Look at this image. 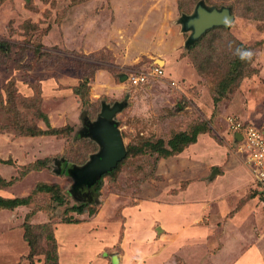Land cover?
<instances>
[{
	"label": "rangeland",
	"instance_id": "obj_1",
	"mask_svg": "<svg viewBox=\"0 0 264 264\" xmlns=\"http://www.w3.org/2000/svg\"><path fill=\"white\" fill-rule=\"evenodd\" d=\"M92 1L102 25H115L112 45L104 48L87 47L88 39L79 38L80 24L89 23H80V4ZM115 1L0 0V41L11 45L6 63L0 53V177L15 179L0 189V196H32L28 205L0 208V264H46V252L49 264H107L99 254L92 257L99 250H92L88 239L96 240L97 227L116 211L95 217L100 208L125 205L128 192L154 177L160 158L147 142L163 139L166 144L175 133L206 122L219 142V135L230 142L225 133L230 134L232 155L246 164L247 142L235 139L228 119L264 131V0H119L117 9ZM200 2L230 7L235 19L229 29L215 27L189 45L192 32L183 29L182 21ZM238 48L252 51L251 61L240 60ZM154 65L163 67V78L139 86L129 78L121 81L123 74L151 71ZM230 72L235 79L222 90ZM83 83L87 88L80 97L74 89ZM116 103L124 105L115 120L125 146L143 147L145 153L126 157L115 177L103 179L99 195L96 184L85 186L94 187L90 194L83 187L74 190L66 170L83 166L100 151L84 133L85 120L96 121L103 105ZM46 117L62 132L27 134L48 130ZM38 160L44 166L37 167ZM41 184L59 188L62 201L52 193H33ZM111 198L122 202L111 203ZM81 204L97 212L80 215L73 207ZM66 232H71L69 239L62 242ZM147 256V264H161L154 253ZM185 258L174 256L166 264H189ZM134 264H142L141 259Z\"/></svg>",
	"mask_w": 264,
	"mask_h": 264
},
{
	"label": "crops",
	"instance_id": "obj_2",
	"mask_svg": "<svg viewBox=\"0 0 264 264\" xmlns=\"http://www.w3.org/2000/svg\"><path fill=\"white\" fill-rule=\"evenodd\" d=\"M95 3L80 4V23H89L80 24L79 38L88 39L87 47L104 48L112 45L115 25H102L105 21ZM119 5L116 0L114 8ZM225 135L230 142L221 135L219 142L209 133L200 134L182 151L161 158L154 177L141 183L138 191L128 192L125 205L100 208L95 220L105 210L109 216L116 213L94 231L96 240L88 239L92 250H99L92 257L99 254L107 264H134L140 259L147 264L151 252L161 264L174 256L186 257L189 264H264V200L250 169L232 155L233 138ZM104 241L107 246L102 248Z\"/></svg>",
	"mask_w": 264,
	"mask_h": 264
},
{
	"label": "water",
	"instance_id": "obj_3",
	"mask_svg": "<svg viewBox=\"0 0 264 264\" xmlns=\"http://www.w3.org/2000/svg\"><path fill=\"white\" fill-rule=\"evenodd\" d=\"M235 19L230 7H208L200 2L194 14L183 19V29L191 31L190 44L196 42L203 33L215 27L230 28ZM159 62H163L159 60ZM128 76L124 75V81ZM124 108L122 103H116L113 107L103 105L102 111L86 136L93 138L100 146V151L89 157V161L83 166H73L68 169V174L74 179V187H91L102 180L104 174L116 168L119 162L127 156L125 142L115 117ZM236 139H242L236 134Z\"/></svg>",
	"mask_w": 264,
	"mask_h": 264
},
{
	"label": "trees",
	"instance_id": "obj_4",
	"mask_svg": "<svg viewBox=\"0 0 264 264\" xmlns=\"http://www.w3.org/2000/svg\"><path fill=\"white\" fill-rule=\"evenodd\" d=\"M0 53L2 54V57L5 58L3 63H6L9 60L8 59L9 55L11 54V45L6 43V42L0 41ZM231 74H233V72L232 73L230 72L227 80L224 81L225 85L222 87V90H227L230 87V85L232 83L231 81L233 79V76H231ZM234 79H235V77H234ZM85 88H87L86 84L83 83L80 85L79 88H75L74 90H75V93L77 95H79L80 97H83V95H84L83 89H85ZM85 121L88 122V120H85ZM45 122H47L46 125L49 127L48 130L39 129L38 132H31V129H29L27 134L31 135V136H34L37 134L47 135V136H57L60 132H62L61 129H56V128L51 127L48 117L45 118ZM209 131H211V130L208 126V123L204 122L202 124L194 126L192 128L191 132H186V131L182 132L181 131V132L175 133L174 136L172 138H170L166 144H165L163 139H159L155 143L147 142L145 145L147 147H150V149L153 150L154 152H157L159 155L158 157L160 159L161 158H167L170 155H174V154L182 151L186 146L196 142L198 139V136L200 134L208 133ZM126 152H127L126 157H129L131 155H140L142 153L143 154L145 153L143 147L137 148L134 146H126ZM126 157H124V159L121 162H119V164L117 165L116 168H114V169H112V171L104 174L102 177V180H100L99 183H97L94 186L95 187L94 190L96 191L97 195L100 194L101 186L103 184V179L107 176H112V175H114V177H115L117 171H119V169H121V165L126 160ZM43 163H44V161L38 160L36 164L39 166H37V167L44 166ZM34 167H36V166H34ZM14 182H15V179H12L9 181V180H6V179L0 177V189L11 186V185H13ZM40 192L52 193L53 196L56 197L55 200L62 201V199L59 196V193H60L59 188H57L56 186L44 185V184L38 185L36 187V192H33V193H40ZM31 199H32L31 195L28 197H25L24 199L23 198H9V197L0 196V208H15V207L21 206V205H28L31 202ZM73 210L76 211L80 215L81 214L85 215L86 213H88L89 215H94L97 212L93 208L88 209L87 206L83 205V204L76 206V207H73ZM29 228H30V226L27 228V232H30ZM49 239L55 243L54 245H56L55 235L52 232L50 233ZM28 241L30 243L32 252H34L35 247L33 246L34 245L33 242L31 240H28ZM42 254H44L46 256L45 263L49 264L50 260H51L50 253L46 252V253H42ZM55 258H57V254L55 255Z\"/></svg>",
	"mask_w": 264,
	"mask_h": 264
},
{
	"label": "built area",
	"instance_id": "obj_5",
	"mask_svg": "<svg viewBox=\"0 0 264 264\" xmlns=\"http://www.w3.org/2000/svg\"><path fill=\"white\" fill-rule=\"evenodd\" d=\"M164 77L163 67L154 65L151 71H141L128 76L129 83L133 86L147 84L151 79H160ZM229 126L236 139V134H240L242 139L247 142L245 150L250 157L246 162L250 169L254 182L256 184V191L258 195L264 200V131L252 125H246L243 122L229 118Z\"/></svg>",
	"mask_w": 264,
	"mask_h": 264
},
{
	"label": "clouds",
	"instance_id": "obj_6",
	"mask_svg": "<svg viewBox=\"0 0 264 264\" xmlns=\"http://www.w3.org/2000/svg\"><path fill=\"white\" fill-rule=\"evenodd\" d=\"M236 55L239 57L242 61H251L254 53L250 50H242V49H236Z\"/></svg>",
	"mask_w": 264,
	"mask_h": 264
},
{
	"label": "flooded vegetation",
	"instance_id": "obj_7",
	"mask_svg": "<svg viewBox=\"0 0 264 264\" xmlns=\"http://www.w3.org/2000/svg\"><path fill=\"white\" fill-rule=\"evenodd\" d=\"M85 123L87 124V126H86V129H87V130H86L84 133H87L88 130L93 126V124H94L95 122H90V121H89V122H86V121H85ZM84 127H85V126H84ZM89 160H90V159H89ZM63 171H65V170L63 169ZM66 171L68 172V169H67ZM66 171H65V172H66ZM84 187H85V186H84ZM84 187H83L82 189H83V193H85V194H90L91 191H92V189L94 188V187H93V188H91V189H88V188H86V187L84 188ZM77 188H78V187H75L74 190H76ZM82 189H79V190L82 191ZM93 191H94V190H93ZM93 191H92V192H93ZM78 192H79V191H78Z\"/></svg>",
	"mask_w": 264,
	"mask_h": 264
}]
</instances>
